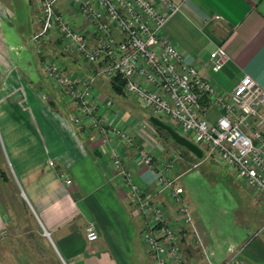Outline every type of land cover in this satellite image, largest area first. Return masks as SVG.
<instances>
[{"label": "crops", "instance_id": "obj_1", "mask_svg": "<svg viewBox=\"0 0 264 264\" xmlns=\"http://www.w3.org/2000/svg\"><path fill=\"white\" fill-rule=\"evenodd\" d=\"M169 1L177 10L168 16L159 36L185 62L196 64L200 74L222 91L229 92L244 73L264 89V0ZM56 6L65 12L69 7L67 0H58ZM30 7H34L32 20L36 0ZM11 15L7 2L0 0V79L15 66L40 92H26L29 110L0 99V144L9 183L47 234L61 264H150L140 239L141 219L130 204L119 168L129 172L132 184L164 206L168 220L176 221L177 214L168 196L156 191L155 168L137 157L139 148H147L153 157L164 160L157 137L144 130L142 108L123 92H97L94 86L95 114L106 128H120L129 139H104L85 124H73L74 105L62 100L44 77L39 61L29 53L27 37L9 31ZM217 46L228 58L218 72H212L208 53ZM61 55L57 60L72 78L88 73L77 66L76 57ZM36 72L48 89L36 81ZM105 100L111 101V108L104 106ZM207 114L213 119L216 112L211 109ZM113 150L119 168L111 164ZM62 175L71 184H64ZM185 188L192 206L191 224L180 231L185 264H221L234 253L233 264H264V220L262 229L247 238L248 220L221 225L219 206L212 201L201 204L193 198L194 191ZM88 223L97 233L91 242L84 237ZM2 224L0 213V228ZM194 231L197 246L191 242Z\"/></svg>", "mask_w": 264, "mask_h": 264}, {"label": "built area", "instance_id": "obj_2", "mask_svg": "<svg viewBox=\"0 0 264 264\" xmlns=\"http://www.w3.org/2000/svg\"><path fill=\"white\" fill-rule=\"evenodd\" d=\"M57 1L36 0V30L30 37L35 54L55 39L62 53L85 62L96 76L117 79L121 92L153 116L172 122L181 136L201 144L264 205V89L259 84L244 73L225 92L203 77L196 64L185 62L159 36L168 16L177 10L169 0H67L79 15L80 25L65 17ZM227 58L222 47L212 49L208 53L210 71L218 72ZM39 68L62 100L74 105L73 124H85L104 139H129L120 128H106L95 114L92 72L72 78L57 59L48 58L39 61ZM104 106L111 108V101L105 100ZM211 109L216 112L213 119L207 114ZM137 157L140 163L155 168L156 191L168 196L177 214L176 221L168 220L164 206L131 183L129 172L119 168L118 154L111 151V164L119 168L130 204L141 219L139 234L150 264H185L180 231L191 224V217L184 191L170 176L171 163L158 160L144 148L137 150ZM62 178L64 184H71L69 178ZM84 237L88 242L97 238L92 223L84 227ZM191 242L193 246L199 243L195 231ZM234 254L221 264H233Z\"/></svg>", "mask_w": 264, "mask_h": 264}, {"label": "rangeland", "instance_id": "obj_3", "mask_svg": "<svg viewBox=\"0 0 264 264\" xmlns=\"http://www.w3.org/2000/svg\"><path fill=\"white\" fill-rule=\"evenodd\" d=\"M3 1L7 2L12 11L10 17L12 27L8 28L10 29L9 31L27 37L29 53L33 59L38 61L44 58L59 59L65 55L60 56L62 52L59 50L55 39H51L44 44L41 55L34 53V45L30 40V36L34 27H36L35 17L37 9L33 13V19L31 20L30 11L34 8L30 7L32 0ZM63 13L73 23L79 25L78 23L81 22L79 15L74 13L71 7H68L66 12L63 11ZM8 35L10 36L9 33ZM67 56L72 58V55L68 54ZM76 60L78 61L76 63L78 67H82L83 70L88 69L89 74L92 72L89 65L74 58V62ZM32 76L34 77L35 74ZM91 76L92 87L95 86L97 92H113L110 88V81L96 76L93 72ZM36 78L37 80H35L41 84V88L47 86L46 81L39 72H36ZM26 92L40 91L36 90L35 82L31 83L25 76L23 77V74L18 73L15 66L5 77L0 79V99L5 100V102L12 101L17 106L27 107ZM42 92L44 91L42 90ZM141 110L144 112L143 122L146 124L144 130L151 131L157 137L158 149L161 148V152H163V161L171 163L170 175L175 178V182L183 190L186 189V185L190 191H194L192 192L195 196L193 198L201 204L212 201L218 205L222 212L220 214L221 225L229 224L231 221L238 223L245 218L249 223L248 226H245V228L247 227L246 231H248L247 238L255 236L257 231L262 229L261 225L264 220V207L259 196L250 187L236 180L232 171L209 155L206 148L202 147L201 144H196L201 149V157L198 158L172 141L163 130L156 129L147 119L149 116H153L150 110L143 108ZM155 117L177 133L182 134L180 129L169 120L163 117ZM183 137L188 139V136L183 135ZM145 151L151 154L147 148ZM7 168L4 152L0 144V182L3 181L0 183V213L3 218V224L0 228V264H61L48 236L44 234L45 232L21 199L15 186L9 183ZM184 194L186 195V193ZM184 194L183 198L185 202H188L187 211L189 216H191L192 206L186 200Z\"/></svg>", "mask_w": 264, "mask_h": 264}, {"label": "water", "instance_id": "obj_4", "mask_svg": "<svg viewBox=\"0 0 264 264\" xmlns=\"http://www.w3.org/2000/svg\"><path fill=\"white\" fill-rule=\"evenodd\" d=\"M148 121L155 127H158L162 130H164L169 137L177 143L178 145L184 147L186 150H188L190 153L194 154L196 157H201V149L188 139L184 138L180 134H178L176 131H174L170 126L162 122L160 119H158L155 116H149ZM47 235L46 233H44Z\"/></svg>", "mask_w": 264, "mask_h": 264}, {"label": "trees", "instance_id": "obj_5", "mask_svg": "<svg viewBox=\"0 0 264 264\" xmlns=\"http://www.w3.org/2000/svg\"><path fill=\"white\" fill-rule=\"evenodd\" d=\"M110 88H111V90L113 91V92H115V93H120L121 92V83L116 79V80H112V81H110ZM156 129H158V130H162V129H160V128H158V127H155ZM164 131V130H163ZM165 132V131H164ZM166 133V132H165Z\"/></svg>", "mask_w": 264, "mask_h": 264}]
</instances>
